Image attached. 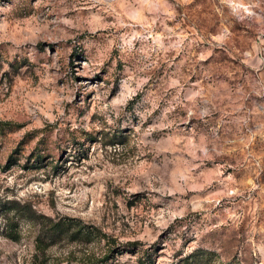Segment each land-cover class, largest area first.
Returning <instances> with one entry per match:
<instances>
[{"label": "rangeland", "instance_id": "1", "mask_svg": "<svg viewBox=\"0 0 264 264\" xmlns=\"http://www.w3.org/2000/svg\"><path fill=\"white\" fill-rule=\"evenodd\" d=\"M0 264H264V0H0Z\"/></svg>", "mask_w": 264, "mask_h": 264}, {"label": "trees", "instance_id": "2", "mask_svg": "<svg viewBox=\"0 0 264 264\" xmlns=\"http://www.w3.org/2000/svg\"><path fill=\"white\" fill-rule=\"evenodd\" d=\"M43 220L44 221H47V222H50V220L49 219H45V218H43ZM64 223V222H63ZM62 222H59V223H54V224H51L52 226H51V228H52V230H54V232H57V235H62V234H67V232L69 231V228H70V225L68 224H63ZM87 234H92L93 232L92 231H87L86 232ZM56 234V233H55ZM12 238L14 239V240H16L17 239V236H12Z\"/></svg>", "mask_w": 264, "mask_h": 264}]
</instances>
